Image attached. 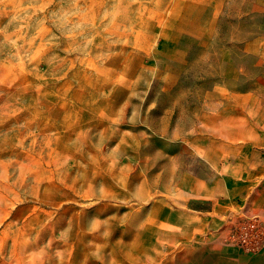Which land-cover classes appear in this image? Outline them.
<instances>
[{
  "label": "rangeland",
  "instance_id": "rangeland-1",
  "mask_svg": "<svg viewBox=\"0 0 264 264\" xmlns=\"http://www.w3.org/2000/svg\"><path fill=\"white\" fill-rule=\"evenodd\" d=\"M263 184L264 0H0V264H264Z\"/></svg>",
  "mask_w": 264,
  "mask_h": 264
},
{
  "label": "built area",
  "instance_id": "built-area-1",
  "mask_svg": "<svg viewBox=\"0 0 264 264\" xmlns=\"http://www.w3.org/2000/svg\"><path fill=\"white\" fill-rule=\"evenodd\" d=\"M260 218L257 214L249 216L238 223H233L227 234V238L242 246L248 252H254L261 248L264 241V230L259 227Z\"/></svg>",
  "mask_w": 264,
  "mask_h": 264
},
{
  "label": "crops",
  "instance_id": "crops-1",
  "mask_svg": "<svg viewBox=\"0 0 264 264\" xmlns=\"http://www.w3.org/2000/svg\"><path fill=\"white\" fill-rule=\"evenodd\" d=\"M263 188H264V184H263ZM254 206V205H253ZM250 207H252V206H250ZM255 207V206H254ZM256 209H261V211H263L264 212V202H263V204L261 203L260 204V206L259 207H255ZM264 253V252H263Z\"/></svg>",
  "mask_w": 264,
  "mask_h": 264
},
{
  "label": "bare ground",
  "instance_id": "bare-ground-1",
  "mask_svg": "<svg viewBox=\"0 0 264 264\" xmlns=\"http://www.w3.org/2000/svg\"><path fill=\"white\" fill-rule=\"evenodd\" d=\"M58 183V182H57ZM54 185V184H53ZM58 185V184H57ZM57 185H55V187L57 186ZM58 187V186H57Z\"/></svg>",
  "mask_w": 264,
  "mask_h": 264
}]
</instances>
